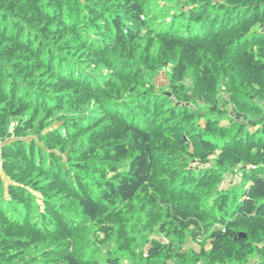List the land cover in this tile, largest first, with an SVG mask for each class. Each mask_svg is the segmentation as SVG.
<instances>
[{
  "label": "trees",
  "instance_id": "trees-1",
  "mask_svg": "<svg viewBox=\"0 0 264 264\" xmlns=\"http://www.w3.org/2000/svg\"><path fill=\"white\" fill-rule=\"evenodd\" d=\"M255 261L264 0H0V264Z\"/></svg>",
  "mask_w": 264,
  "mask_h": 264
},
{
  "label": "rangeland",
  "instance_id": "rangeland-1",
  "mask_svg": "<svg viewBox=\"0 0 264 264\" xmlns=\"http://www.w3.org/2000/svg\"><path fill=\"white\" fill-rule=\"evenodd\" d=\"M167 82H168V80H167V78H166V76H165V74H160L159 76H158V78H157V84L160 86H164L165 84H167ZM166 93V92H165ZM229 185V181H226L225 183H224V186L225 187H227ZM189 245H192L191 243L189 244ZM197 250H199L200 249V247H198V246H196V245H193ZM252 264H256V261L255 262H253Z\"/></svg>",
  "mask_w": 264,
  "mask_h": 264
},
{
  "label": "water",
  "instance_id": "water-1",
  "mask_svg": "<svg viewBox=\"0 0 264 264\" xmlns=\"http://www.w3.org/2000/svg\"><path fill=\"white\" fill-rule=\"evenodd\" d=\"M166 94H167L168 96H171V93H170V92H167Z\"/></svg>",
  "mask_w": 264,
  "mask_h": 264
}]
</instances>
